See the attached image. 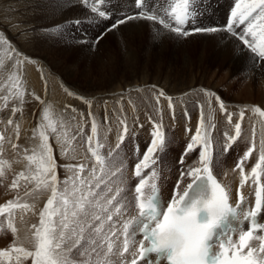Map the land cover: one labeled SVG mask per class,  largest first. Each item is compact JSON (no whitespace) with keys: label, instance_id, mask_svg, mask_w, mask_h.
I'll list each match as a JSON object with an SVG mask.
<instances>
[{"label":"bare ground","instance_id":"1","mask_svg":"<svg viewBox=\"0 0 264 264\" xmlns=\"http://www.w3.org/2000/svg\"><path fill=\"white\" fill-rule=\"evenodd\" d=\"M30 2L31 10L29 8L27 10L22 6L27 11H19V14H21L20 18H25L26 21L24 22L27 24L21 26L18 23L15 26H8L3 21L4 19L0 21L1 39L8 37L12 40V53L10 56L3 57L0 50V93H5L9 99H13L16 95L23 96L25 99L31 96L37 98L35 115L33 113L23 115L20 112H17L16 115L13 109L0 108V111L4 110L14 116L11 140H8L6 145H3V133L0 129V206L8 204L9 201L13 202L12 208L0 212V221H6L5 224H7V227L2 229V231L7 230L2 233L4 237L2 238L1 236L0 245L3 244L7 234L10 233L16 237L14 247H22L17 239L22 233L26 232L22 227L21 215L27 210L32 211L31 227L28 230V235L31 233L30 239H34L33 233L36 229L33 226L39 227L40 211L51 196L50 175L43 174L40 166L43 155L42 145L44 143L40 132L43 131L48 137L47 144L51 149L55 169L57 173L61 174L60 168L57 166L63 162V159L70 158V155L67 154L66 150L62 151L52 145L51 134L53 133L54 124L50 121L49 111L57 110V115L60 119L66 118V115H72L69 105L73 103L79 104V100L81 101L82 99L86 107L85 112L91 111V114H97V111H106L108 115L112 112L114 114L119 113V115L121 113L129 114L133 112L132 106L134 103L141 105L143 114L150 112L155 114V112L159 111L165 115L170 108L171 113L175 111L176 105L171 104L172 107H169L168 103L164 101H152L156 94L167 95L175 93L169 95H186L191 97V101L201 104V109L198 110L200 116L197 119H194V114L196 115L197 111H194L195 107L193 108L191 105L193 126L195 127L193 132L195 135L199 128L201 141L212 135L209 128L216 137L220 136L219 138L225 139V136L217 135L219 118L217 122L215 119L214 126L209 128L201 122V119L205 120L206 115L208 116L210 112H221V114L224 112L226 114L228 111L234 112L237 109L243 112L246 117L244 118L243 116L244 125L243 123L241 125H243L244 129H251L255 140L238 139L242 144L247 142L254 144L255 149L250 155V159L253 158L254 163L243 174V177L247 178L243 186H241V171L237 170L234 172L231 168L226 169L225 172H228V175L221 180L234 205L238 204L239 191L245 198L244 203L240 207L246 208L249 206L248 193L250 189H253V191L255 189L254 179L260 176L264 183V166L262 164L257 169V176L253 177L252 175V168L257 165L256 162L259 161V156L264 151V116L259 111H256L257 108L264 111V61L257 58L250 48L239 40V36L245 34L247 24L236 23L233 27L235 35L226 30L230 23L227 19L238 0H190L191 11L195 9L192 18L195 22L187 27L186 30L192 29V27L206 29V26H215L218 30L187 36L178 34L173 30L177 25L171 9L176 0H141L142 6L139 8L135 4L136 2L134 3V0H30ZM243 3H250V1L243 0ZM2 5L0 4V7ZM93 7L97 9L96 12L92 11ZM100 12H104L105 15L101 17L99 15ZM141 12L145 15L158 16L160 20L164 21V24H161L158 18L155 21L145 18L133 19L127 23L120 24L119 27L111 31H107L117 21L124 19L128 15H138ZM41 17L42 19L39 20L38 18ZM67 21L74 23L79 21L80 25L84 26L86 35L82 38L83 41L81 43L77 41L66 43L64 40L56 38L55 26L65 24ZM165 24L169 27L166 28ZM70 25L72 26V24ZM83 30L72 31L81 34ZM97 31L96 35H103V38L99 42L95 40L91 42L93 37L89 34ZM73 36L75 38V35ZM246 38L252 39L250 35H247ZM76 39L79 40V38ZM109 39H111L115 47ZM56 43L59 44L60 48H55ZM94 49L100 54L95 60L91 57V51ZM71 50L74 51L75 58L70 64H66V60L61 54H69ZM81 60L85 62L82 68L80 67ZM94 62L99 67L94 68L92 64ZM116 81H120V85L122 84L119 90H106L108 92L104 94L97 91L102 83L111 85ZM158 83H161V85L156 90L148 85H157ZM183 83H186L188 87H186L187 85L183 86ZM124 85L129 86L123 89ZM124 95H128V97L123 102L121 97ZM216 97H219L220 101L223 102L226 112L218 107L220 102ZM101 100L107 101L108 105L101 106L99 104ZM109 102L112 105H109ZM46 116L47 118H45ZM33 120L35 122H32ZM162 120L155 117L153 120L154 126L160 123L159 127L162 126L168 131L176 128L169 121L163 124ZM158 121L160 122L157 123ZM163 128L160 127L162 131ZM80 129L77 132L78 139L79 136L83 135V133H80ZM178 130L182 133L181 129ZM160 136L161 134L159 138ZM64 137L65 135H62V138ZM150 137H153V135H150ZM179 138L182 139L181 135ZM186 142L188 141L183 143ZM14 145L15 147H13ZM174 150L171 148L170 152ZM13 155L17 158L18 167L13 166L11 163V160L14 159ZM54 155L58 158L57 162L54 160ZM29 157L34 159L30 160ZM173 158L169 159L168 167H165L163 162H161L162 170L160 165L156 166L158 167L157 170L160 169L164 176V180L158 181V185L162 195L167 199L170 196L172 187L176 192L182 194L191 182V178L188 179L187 175L181 179V173L174 172L172 169ZM186 158L187 156L184 157L186 163L183 171L187 172L189 167L190 169L196 168L195 166L197 165L192 163L190 166V162ZM243 163L248 164L250 160H243ZM45 166H47L46 162ZM217 166L221 169L223 166L226 168L227 165L221 163L220 165L217 164ZM97 167H95V170ZM209 167L211 169V165ZM231 170L233 173H230ZM151 172L147 171L143 178L146 180ZM21 173H23V177L20 175ZM84 173L86 174V172ZM87 173L89 174L90 172ZM100 175L102 176V174ZM95 176L98 177L97 175ZM95 176L94 178H96ZM115 177L118 180L117 184L112 185L111 194L101 198L99 205H97L96 214L105 217L108 213L104 212L103 209L105 207L108 208L109 213L113 215L115 231L117 232V235L113 237L118 238L119 230L123 231L124 223L132 221L134 217L138 216V212L135 215L136 212L134 213L131 208H128L120 193L117 197L120 212L116 211V207L106 205V200L115 195L120 187L127 185L129 188L131 186V191L133 188L132 185L135 178L131 169L128 176L125 175L122 181L119 180L117 172ZM252 179V183L249 184ZM156 180L153 179L151 183L147 181L144 193L151 186L150 184ZM14 181L16 182L15 187H13ZM178 181L179 187L177 188ZM22 188H25V190ZM15 204H19V207H14ZM115 204L116 202L114 201ZM25 205L27 207H24ZM71 210H69L70 217ZM9 222L16 229L15 232L12 231V227H9ZM94 223L98 224V222ZM111 226L112 222H108L105 219L101 231L99 233L92 232L88 244L79 251L70 246L64 248L65 264H131L132 254L138 252L137 246L129 245V251L121 255L120 241L116 242L115 245L113 244V238L109 231ZM84 233L86 237L90 234L86 226ZM258 237L257 233H253V238L249 239L248 242L257 250L262 243ZM93 241L96 243H93ZM109 243L112 244L111 252L108 251ZM34 244L35 239L30 241L31 251H34ZM116 250V254L112 255L113 251L115 252ZM13 260L16 261L15 259ZM139 264H143V261L139 262Z\"/></svg>","mask_w":264,"mask_h":264},{"label":"snow or ice","instance_id":"2","mask_svg":"<svg viewBox=\"0 0 264 264\" xmlns=\"http://www.w3.org/2000/svg\"><path fill=\"white\" fill-rule=\"evenodd\" d=\"M136 6H142L141 0H136ZM190 9V0H176L171 11L174 14V20L177 27L173 30L181 35L187 36L200 32H215L216 28H198L192 27L191 31L184 30L183 26L194 15L195 9ZM96 12L95 7L92 8ZM99 15L103 17L104 12ZM232 20L227 26V32L233 33V27L236 23L244 24L246 21L247 27L245 34L239 36V40L247 45L251 52L257 58L264 61V0H251L250 3H243V0H238L235 8L231 12ZM149 19L155 21L157 19L154 15H145L140 13L138 15H128L110 26L107 31H111L120 24L127 23L133 19ZM164 24L163 20L159 21ZM79 23V21H75ZM166 28L168 25H164ZM235 35V33H233ZM251 36V40L246 38ZM103 35L96 38L99 42ZM216 99L220 102V108L226 112L224 104L219 97ZM262 116L264 111L257 108ZM241 119L244 113H240ZM185 117L188 114L185 113ZM47 118V116L45 117ZM232 115L228 114V120L231 122ZM11 123V121H9ZM241 123L235 124L236 136L240 135ZM127 129L125 128V132ZM186 131H189L186 129ZM93 135L96 133L95 124L92 125ZM154 139L146 148L143 159L135 166V175L141 177L139 183L135 187V200L138 209V216L134 217L132 221L125 222L123 225V253L129 251L130 242L134 243V234L138 230L143 239L139 242L138 252H134L131 264H139L145 261L151 254L155 253L161 258H166L168 264H264V237H258L262 241L259 249L253 248L248 242L253 238L254 231L264 227L256 223V217L264 212V188L258 187L255 192V205L245 214V219H251L252 223L249 225L247 231H240L238 242L234 243L229 233L230 215L234 220L236 218V208L229 204V193L224 186L217 181L210 170V163L212 160L209 144L205 140L200 151V162L202 168H192L187 172L181 171V179L186 175L191 178V183L187 185L183 193L175 192L172 198L167 203L166 208L161 207L158 203L159 194L157 185L151 184V195L145 198L144 189L147 181L142 177V166L147 167V161L156 148L158 132L152 133ZM40 136L44 141L42 145L43 155L41 157V168L43 174L50 175V190L51 196L47 199L44 208L40 211L39 227L33 226L36 230L33 233L35 238L34 251H28L23 247L14 249L16 253L22 254L17 256V261L21 259L31 258L32 264H65L64 248H76L77 251L83 248L89 242V238L85 236L84 228L87 227L89 233H99L103 228L105 219L112 222L109 229L111 236H116L115 222L113 215L109 213L107 207L103 209L108 213L105 217L96 214L97 205H99L103 191L101 185L108 192L112 190L107 187L104 178L100 177L95 184L86 181L79 173L84 172V166H70L77 170V175L74 178L73 189L71 197L68 195V189L65 188L63 192H58L56 184V169L51 155V149L47 144L48 137L43 131ZM93 136L88 137L89 148L92 150L93 156L96 157L97 163L103 165V161L97 155L96 151L92 149L91 142ZM123 142V136H121ZM232 139H235L233 137ZM201 140L199 128L192 138V143H189L185 152L181 154L179 162L184 163V157L188 152L193 150V146ZM15 147V145L13 146ZM254 145L249 148L245 156L237 163V167L241 169L243 186L246 177H243V163L254 150ZM29 159H34L29 157ZM45 162L46 165L45 166ZM264 164V151L259 156V162L252 168L253 177L257 176V169ZM103 170V169H102ZM95 174V168H93ZM203 172V175H201ZM23 176V173L20 174ZM153 177L156 173H152ZM27 179V177H25ZM77 182L79 187H77ZM258 183V180L256 181ZM16 182H13V187ZM48 186V184H46ZM179 187V181L177 188ZM119 191L111 198L106 200V205L116 207V211L120 212L117 197ZM244 197L238 191V204L240 207L244 203ZM114 201L116 204L114 205ZM71 206V217L69 216V208ZM13 207V202L0 206V212ZM24 207H27L25 205ZM98 222V224L94 223ZM134 225L133 232L129 233V228ZM9 227H12L9 222ZM12 231L16 229L12 227ZM234 233L235 228H231ZM227 236V239L224 237ZM148 246H146V243ZM93 243H96L93 241ZM218 243V249H217ZM246 249V251H245ZM95 251V249H93ZM108 251H112V244H108ZM84 254V253H81ZM8 250H0V256H8Z\"/></svg>","mask_w":264,"mask_h":264},{"label":"rangeland","instance_id":"3","mask_svg":"<svg viewBox=\"0 0 264 264\" xmlns=\"http://www.w3.org/2000/svg\"><path fill=\"white\" fill-rule=\"evenodd\" d=\"M24 1H26L27 3L26 2L24 3ZM244 1H246V0H244ZM248 1L251 2V0H248ZM135 2H136V0H134V3ZM29 3L31 4L30 0H19V1L18 0H0V4L1 5L3 4L0 7V21L4 19L3 21L8 26H15L18 23H20L21 26H23L24 24H27L24 22V21H26L25 18L24 19L20 18L21 14H19V11L26 12L28 10V8L31 10ZM5 4H6V6H5ZM3 6H5V7H3ZM22 6L25 7L27 10L25 8H23ZM157 18L160 20V18L158 16H157ZM38 19L41 20L42 17L38 18ZM71 22L72 21H69V22L67 21L65 24L63 23L60 25H56L55 26V36H56V38H58V40L59 39L64 40V42H66V43H68L70 41L71 42L77 41V42L81 43V41H83L82 38L86 35L84 26H82V24L80 25V23H74V22L71 23ZM70 24H72V26L73 25H75V26L72 27ZM29 25H31V24H29ZM63 25H67V26L63 27ZM59 26H60V28H59ZM71 29L72 30H77V29L83 30L84 29V30L80 34L78 32L72 31ZM71 33H73V34L71 35ZM97 33H98V31L94 32V33L91 32L89 34V35H91V37H93L91 42H94L93 40L96 41V38L99 37L96 35ZM73 35H75V38ZM76 38H79V40ZM109 41L115 47V45L111 41V39H109ZM0 43H1L0 50L2 52L3 57L10 56L12 53V51H11L12 40L8 37H4L3 39H1V36H0ZM55 45H56L55 48H60L58 43H56ZM63 47H66V46H63ZM91 53H92L91 57H93L94 60L96 57L100 56V54L97 52L96 49L92 50ZM61 56L66 60V64H70L75 58V53H74V51L71 50V53L61 54ZM34 60H36V59H34ZM84 64H85V62L83 60H81L80 67L82 68V66H84ZM92 64H93L94 68L99 67L96 62H94ZM97 73H98V70H97ZM120 83H121L120 81H116L111 85H108L106 83H102V85H100L101 86L100 89L97 91L104 94V93H107L109 90H113V91L119 90L121 85H122V84L120 85ZM148 85L152 86L153 89L156 90L159 88L161 83H158L157 85H153V84H148ZM186 85H187L186 83H183V86H186ZM127 86H129V85H124L123 89H126ZM186 87H188V85ZM106 90H108V91H106ZM229 93H231V92H229ZM169 94H175V93H169ZM169 94H167V95L163 94L162 95V93H158L155 95V98L152 99V101H164L165 103H168L169 107L171 106V104L176 105L175 111H173L171 113V108H170V110L169 109L167 110L168 112L166 111L165 115L159 111L155 112V114L151 113V112L143 114L141 105L140 104H134V103L132 106L133 112L129 113V114L121 113L119 115V113L114 114V112H112L108 115L106 113V111H103V112L97 111V114H91V111L85 112L86 107L83 104V99L81 101L79 100V104L73 103V104L69 105V107H70L69 110L71 111L72 115H70V116L66 115V118L63 117L60 119V117L57 115V110L49 111L50 112V121L54 124L53 133L51 134L52 145H53V147L59 148L62 151L66 150L67 154L70 155V158H68V159L65 158V159H63V162L61 164L59 163L58 166L56 165L58 168H60L59 170L61 171V174L57 173V171H56V177H57L56 187L58 186L57 187L58 192H63L65 190V188H67L68 189V195H69V197H71V193H72V189H73V182H74V178L76 177L77 170H74V168L70 167V166H78V165L84 166V172H86L87 175L84 172L79 173V175L82 178H84L86 181H89L92 184H95L97 182V180L100 178V176H101L100 174H102L105 184H107V187L111 188V190H112V185L117 184V181H118L117 178L115 177L116 172H117L119 180L122 181V179L124 178L125 175L128 176L130 169H134L136 164L140 163L142 161L146 148L150 145V143L154 139V137H150V135H152L153 132H158L159 135L161 134V136H160L161 140H160V138L157 139L156 148H155L154 152L152 154H150V158L147 161L148 166L147 167L142 166L143 170L147 168L148 171H152L149 174L150 176L146 179V181L153 180L155 177H157V175L161 169V162H163V165L165 167H168L169 159H171L173 157L174 158H173L172 169L174 170V172L177 171V172L181 173V171L184 168V164L186 163V161H184V163L181 164L179 162V160H180L179 157L181 156L182 153L185 152L187 145L189 143H192V138L194 136L193 131H194L195 127L193 126V119H192L193 113L191 114V105L193 108L195 107L193 110L197 111L196 115L194 114V119H197L200 116V112H198V110L201 109V104L198 102L191 101V97H188L186 95H181V96L174 95L173 96V95H169ZM117 95H119V94H117ZM127 97H128V95L122 96L121 101L124 102ZM99 104L101 106L108 105L107 101H103V100H101V102ZM109 105H112V104L109 102ZM36 106H37V98H35L33 96H31L28 99H25V98H23V96L16 95L13 99H9L5 93H3V92L0 93V108L13 109L16 112V115H17V112H20L23 115H26L28 113H33L35 115L36 114L35 113ZM218 107H220V104ZM123 108H125V107H123ZM120 109H122V108H120ZM80 110H83V111H80ZM0 112H1L0 129L3 133L2 142H3V145H6L7 141L11 140V130H12V126L14 123V116L12 113L6 112L4 110H1ZM240 112L241 111H239L238 109L234 110V112L228 111L226 114L224 112H223V114H221V112H219V113L210 112L208 114V116L206 115L205 120L201 119V122L203 124H206L207 127L209 128L210 126H214V120L216 119L215 121L217 122V120L219 118L218 127H217V130H218L217 135H223V136H225V139L223 140V139L219 138L220 136L216 137L214 132L209 128V130L211 131L210 134H212V135H209V137L205 140L209 144V151H210V154L212 157L210 165L213 168L214 172L219 177H221V179L227 177L228 172H225L227 168H231L234 172L237 170L241 171V169L237 167V163H238V161L241 160L242 157L245 156V153L248 151V149L252 148V146L254 145L251 142L246 143V141H244L246 144H242L239 142L240 141L239 139L255 140V137H254L253 133L251 132V129L250 128L249 129L243 128V125H244L243 119L246 116H244V118L241 119ZM99 113H101V114L99 115ZM185 113L188 114V117H190V119L185 117ZM161 114H162V116H161ZM228 114L232 115L231 122H229V120H228ZM215 116H219V117H215ZM155 117L157 119L160 118V120L163 119L162 120L163 124H165L164 122L167 123L169 121L176 128L171 129V131H168L166 128H163L162 126H160L161 128H163V131H162L159 127V125H161L159 123L160 121L157 122V123H159V125L157 124L156 126H154L155 123H153V120L155 119ZM9 121H11V123H9ZM32 122H35V120H33ZM237 122L243 123V125H241L240 135L238 137L236 136V131H235V124ZM92 123L95 124V126H96V133L94 135L92 133V125H93ZM215 127H216V124H215ZM125 128L127 129L126 132H125ZM177 128L181 129L182 133H180ZM79 129L81 130L80 133H83V135L81 137L79 136V139H78L77 138L78 137L77 132ZM186 129H188L189 131H186ZM162 132H164V133L162 134ZM62 135H65V137L62 138ZM180 135H181L182 139H180V138L178 139V137H180ZM248 135H250V136H248ZM89 136H93V139L91 142L92 149H94L96 151L97 155L101 158V160L103 161V165H101L100 163H97L96 157L93 156L92 150H90V148H89V141H88ZM121 136H123V142H121V139H120ZM186 136H188V137L186 138V140H184ZM233 137H235V139H232ZM211 139L214 141L212 142ZM182 140H184V141H182ZM205 140H202V141L200 140L197 144H195L193 146V150L188 152L187 155H185V157L187 156V158H186L187 161L190 162V166L192 163H194L195 165H197V166H195L196 168L202 167V164L200 162V151L202 150V145H203ZM185 141H188V142L183 143ZM209 141H210V143L211 142L212 143L210 144ZM135 146H136V148H135ZM157 146L158 147L160 146V148H158ZM112 147H113V149H112ZM171 148L173 150L175 148V150L170 152ZM139 149H140V151H139ZM142 150H144V151H142ZM162 151H164L165 153L164 152L162 153ZM13 157H14V159L11 160V163L13 166L18 167L19 164L17 162V158L14 155H13ZM54 160H55V162L58 161V158L55 155H54ZM245 160H248V161L250 160V163L244 165V163L242 161L243 167H247V168H243V174L246 171H248V168L252 167V165L254 163L253 158L250 159V156ZM216 162L218 165H220L221 163H225L227 166H226V168L223 166L220 169L217 166ZM258 162L259 161H257L256 164ZM187 164H189V163H187ZM157 165H160V169H158V170H157L158 167H156ZM94 166L95 167L98 166L97 167L98 169L96 168V170H95L96 173L98 172L97 174L95 173V175H97L98 177H96L95 175L92 174L93 173L92 170H93V168H95ZM262 166H264V165L262 164ZM118 167L120 170L118 169ZM222 169H224V170H222ZM147 170H145V171L147 172ZM188 170H190V167L188 168ZM232 170L230 171V173H233ZM249 171H250V169H249ZM87 172H90L89 173L90 175ZM153 172L156 173L155 177H153V175H152ZM83 174H85V175H83ZM94 176L96 178H94ZM159 178L161 181L164 180V176L162 174V171L159 174ZM188 179H190V177ZM49 182H50V179H49ZM78 185L79 184L77 183V187H78ZM125 187H120L119 193L123 197L124 201H126L125 203H127L128 208H131V210H134L135 209L134 204H133L134 200L132 198V193L130 192L131 186L128 188V186L126 185ZM22 189L25 190V188H22ZM99 190L104 192L103 196L111 194V192H108L107 189H104L103 184L101 185V189H97V191H99ZM14 207H16V208L19 207V204H15ZM70 209H71V206H70L69 210ZM31 218H32V211L27 210L24 213H22L21 223H22V227L26 230V232L22 233L17 239L18 243H20L22 245V247L28 251H31L30 241H33L35 239V238L30 239L31 233H29V235H28V230L31 227ZM0 223H1L0 224V240H1V236L3 235L2 233L7 230L6 229V230L2 231V229L7 227V224H5L6 221L3 222V220L0 221ZM3 237L4 236H2V238ZM87 237L89 238V241H90L91 233ZM112 238H113V240H112L113 244L115 245V243L118 242V239L114 238L113 236H112ZM15 239H16V237H14L13 235H11L9 233V234H7L3 244L0 245V248H1L0 250H8L9 251L8 256H0V264H32L31 258L21 259V260L17 261V256H22V254L16 253L14 251V249L16 248V247H14ZM87 244L88 243H86L84 245V247ZM74 249L77 250L76 248H74ZM80 249H82V248H80ZM116 252H117V250L115 252L113 251L112 255H115ZM13 259H15L16 261H14ZM13 261H14V263H13Z\"/></svg>","mask_w":264,"mask_h":264}]
</instances>
